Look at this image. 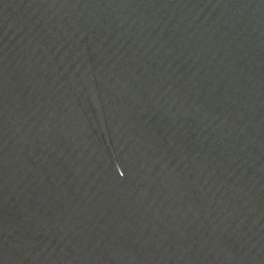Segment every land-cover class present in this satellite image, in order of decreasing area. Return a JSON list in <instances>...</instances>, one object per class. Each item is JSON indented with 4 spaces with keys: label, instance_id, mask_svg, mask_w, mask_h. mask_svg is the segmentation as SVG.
<instances>
[{
    "label": "water",
    "instance_id": "95a60500",
    "mask_svg": "<svg viewBox=\"0 0 264 264\" xmlns=\"http://www.w3.org/2000/svg\"><path fill=\"white\" fill-rule=\"evenodd\" d=\"M0 264H264V0H0Z\"/></svg>",
    "mask_w": 264,
    "mask_h": 264
}]
</instances>
